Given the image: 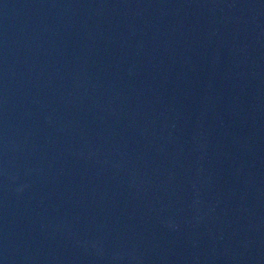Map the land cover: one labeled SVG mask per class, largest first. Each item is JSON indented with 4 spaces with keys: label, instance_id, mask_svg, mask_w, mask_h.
Returning <instances> with one entry per match:
<instances>
[{
    "label": "water",
    "instance_id": "1",
    "mask_svg": "<svg viewBox=\"0 0 264 264\" xmlns=\"http://www.w3.org/2000/svg\"><path fill=\"white\" fill-rule=\"evenodd\" d=\"M0 264H264V0H0Z\"/></svg>",
    "mask_w": 264,
    "mask_h": 264
}]
</instances>
